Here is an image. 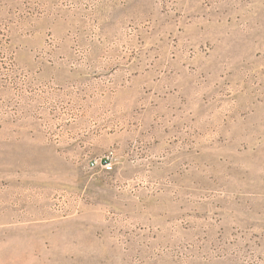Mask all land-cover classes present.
Returning <instances> with one entry per match:
<instances>
[{"label":"rangeland","instance_id":"rangeland-1","mask_svg":"<svg viewBox=\"0 0 264 264\" xmlns=\"http://www.w3.org/2000/svg\"><path fill=\"white\" fill-rule=\"evenodd\" d=\"M0 264H264V0H0Z\"/></svg>","mask_w":264,"mask_h":264}]
</instances>
